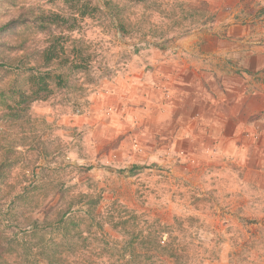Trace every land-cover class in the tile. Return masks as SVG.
<instances>
[{"label": "rangeland", "instance_id": "obj_1", "mask_svg": "<svg viewBox=\"0 0 264 264\" xmlns=\"http://www.w3.org/2000/svg\"><path fill=\"white\" fill-rule=\"evenodd\" d=\"M258 54L264 0H0V264H264V113L236 159L193 107Z\"/></svg>", "mask_w": 264, "mask_h": 264}, {"label": "crops", "instance_id": "obj_2", "mask_svg": "<svg viewBox=\"0 0 264 264\" xmlns=\"http://www.w3.org/2000/svg\"><path fill=\"white\" fill-rule=\"evenodd\" d=\"M245 69L250 75L263 73L264 71V54L253 55L245 60ZM264 79V78H263ZM244 85V86H243ZM213 93L202 91V98H207L206 108L201 111L200 107L196 104L194 113L200 110L201 115L199 120L203 118V122L206 127L218 129V134L209 135L213 139V142H218L220 138L226 139V143L231 145V148L227 152V148L224 149V153L228 154L236 159L241 155L249 154L251 151H259L260 148L252 143L246 141L243 138V129L248 127L247 123L250 120L256 119L262 113H264V93L262 91H254L248 93L247 85L245 81L240 82L239 78H228L225 85V90L218 87L212 88ZM205 102V100H202ZM200 121V122H201ZM232 123L234 131L228 135L224 132V129ZM246 122V123H244ZM204 126V125H202ZM264 152V149L261 150ZM251 152V153H252Z\"/></svg>", "mask_w": 264, "mask_h": 264}, {"label": "trees", "instance_id": "obj_3", "mask_svg": "<svg viewBox=\"0 0 264 264\" xmlns=\"http://www.w3.org/2000/svg\"><path fill=\"white\" fill-rule=\"evenodd\" d=\"M135 169H138V167H134L133 169L130 170V172H135ZM134 175V174H133ZM67 214V213H66ZM65 214V217H63V219L60 220L61 223H63V225H66V217L67 215ZM60 262L62 261L64 264H69V261L67 258L63 257V259L60 257ZM141 259H148L152 262H155L156 264H175L172 263L175 261H180L181 264L186 263L189 260V256L188 255H167V254H145L142 255L139 252L133 251L131 253H129L128 255L122 253L120 256L117 257H113L112 261L110 259H107V262L110 263H106V264H141V262L143 260ZM74 263H70V264H89V259H85V255L83 254H79L78 256H76L73 260Z\"/></svg>", "mask_w": 264, "mask_h": 264}, {"label": "clouds", "instance_id": "obj_4", "mask_svg": "<svg viewBox=\"0 0 264 264\" xmlns=\"http://www.w3.org/2000/svg\"><path fill=\"white\" fill-rule=\"evenodd\" d=\"M27 20L29 21V28L34 32L36 30H39L41 25H45L46 27V31L47 32H56L58 29H57V26L56 24H53V23H45L44 20H41V19H37V16L35 15H28L27 16Z\"/></svg>", "mask_w": 264, "mask_h": 264}]
</instances>
